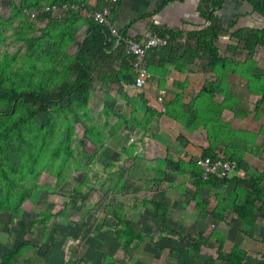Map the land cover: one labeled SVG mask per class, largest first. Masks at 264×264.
<instances>
[{"label": "rangeland", "instance_id": "obj_1", "mask_svg": "<svg viewBox=\"0 0 264 264\" xmlns=\"http://www.w3.org/2000/svg\"><path fill=\"white\" fill-rule=\"evenodd\" d=\"M41 1L48 0H0V85L4 86L7 92L12 90L11 86L34 90L45 86L51 91L63 81L78 80L72 66L76 59L85 56L81 53L79 44L85 37L90 17L79 12L74 25L67 19L64 20L65 17L31 19L26 13L27 10L34 8ZM77 1L82 3L83 0ZM257 46L252 52H248L245 45H239V49L246 55L239 61L247 69L248 75L244 74L249 80L247 90L251 91L256 87V93L261 95L254 108L256 118L259 119L264 117V109L261 111L259 108V104L264 102V72L260 68L264 59L262 48L258 51ZM167 49L164 47L161 52L158 51L160 59L166 57ZM170 49L172 55L174 53L173 60L181 61L183 59L179 56L184 54L187 45L178 42L176 46L171 45ZM255 54H258L257 59L253 57ZM115 62L121 64L122 60L117 58L112 61L113 64ZM99 63L106 65L104 61ZM218 64L216 66L221 68ZM221 70L223 69L218 71ZM152 71L149 64V72ZM108 75H111L109 68L106 70L104 81L99 78L97 71H91V87L86 93L72 101L65 97L62 102H52L47 110H41L40 103H24L21 100L17 101L14 107L6 109V99H0V264H218L220 260L216 253L217 244L202 235L204 243L196 252L189 247L187 236H199L200 223H197V220H204L207 213L218 211L219 206H225L220 212L225 214L226 220L235 219L240 225L239 231L247 235L245 238L256 240L253 224L264 227V195L262 204L253 187H246L242 180L252 179L264 189V141H252L248 146L246 137L238 134V130L233 129L231 124L225 126L229 134L225 143L231 147L232 152L227 149L225 150L231 153L223 152L236 165L239 164L229 174L231 177L226 180H213L214 184H202L191 178L192 186L183 185L179 188H183L181 192L178 189L172 192L168 190V195L165 193L166 199L178 197V203L175 205L176 220L171 217L173 215L166 216L168 210L165 208L163 215L157 213L160 216L165 215V220L163 221L164 217H160L158 221L154 218L153 223L149 225L142 213L139 216L133 211L136 207H130V204H135L137 199L147 201L146 197L153 195L145 188L146 179L140 178V182H137L134 171L126 172L128 165L124 164V161L120 162V165L118 161L113 162L110 165L113 168L110 170L105 169L98 159L99 150L103 145L100 142L112 132L111 134H116L117 137L112 143L105 142V146L107 143L110 148L112 144L118 143L121 148L120 143L122 137L126 136V131L120 130V122L115 123L111 132L106 129L107 123L98 125L97 121L100 119L93 115L96 111L92 113L95 107H87L89 94L95 90L104 85L112 89L115 84L118 85L115 86L116 89L121 88L116 81L111 82L113 85L104 83ZM235 84L228 80L225 71H221L219 74H211V79L205 78L203 88H212L215 92L216 89L224 90L227 97L232 98L234 95L230 87ZM118 93L120 92L117 91L116 99L121 101ZM245 96L244 93L243 97ZM101 111L106 113L104 109ZM133 125L130 121L127 129L131 130ZM86 126H90V130ZM263 127L264 125L261 126V131ZM261 135L259 134V137ZM19 142L21 143L16 148L15 145ZM225 143L220 145L224 146ZM12 155L17 160L14 171L11 168ZM186 167L191 169L193 163L188 162ZM104 170H108L105 176L100 173ZM163 175L165 178L170 177L167 179H173L169 172ZM13 177L15 182L11 183L9 180H13ZM235 177L239 180H235ZM174 180L180 184L178 177ZM103 182L106 183L105 187L102 186ZM154 182L160 183L156 180ZM82 183L83 187L78 189L76 186ZM86 185H89L88 190ZM96 186L102 187L96 190ZM205 186L208 189L210 187L207 193ZM92 188L94 191L90 197L97 206H92L90 213L81 211L77 222L69 224L80 230L78 239L70 238L63 246L59 243L58 248L47 244L50 239L45 237V229H53L57 220L62 223L67 216L71 220L75 219L68 209L78 208L79 203L81 205L78 198H86ZM150 190L152 191V188ZM71 195L74 201L66 204V198ZM185 202H191V205H184ZM162 205L166 207L160 202V207ZM146 208L142 209L143 214L146 213ZM47 209L49 214L45 215L43 212ZM184 210L191 212V215H184ZM130 216L131 223L136 225L133 228L145 234L142 240H133L131 244L136 243L134 246L122 242L116 234V229L123 226L119 220L129 221ZM43 222L44 231L41 234L40 227ZM159 223L169 227L174 233L166 232L161 235L158 230ZM102 234L106 238L108 236L107 243L97 241ZM88 241L89 244L95 241V245L89 246ZM113 244L116 246L112 247ZM255 245L256 248L253 247L255 249L252 250L249 249L247 240L239 243L238 253L244 263L256 264L259 260H264V242ZM73 246L74 252L69 251ZM247 247V251H252L245 257ZM75 255L77 257L73 259Z\"/></svg>", "mask_w": 264, "mask_h": 264}, {"label": "crops", "instance_id": "obj_2", "mask_svg": "<svg viewBox=\"0 0 264 264\" xmlns=\"http://www.w3.org/2000/svg\"><path fill=\"white\" fill-rule=\"evenodd\" d=\"M89 1L92 4L97 2L95 0ZM206 4L205 0H118L111 18L114 24L119 26L122 32H128L129 35L136 38L145 36L150 32L162 36L167 35L169 42L165 48H168L166 52L168 54L164 59H160L158 51L161 52L164 46H162L163 48L155 46L148 49L146 56L148 70L150 64L153 71L149 72L147 82L142 89L132 87L124 89L122 82H118L119 87L122 89H116L115 86L118 85H113L114 83L111 84V81H108L107 84L114 87L109 89L104 85L106 87L103 86L101 89L95 90L94 93L89 94L87 103V107H95L92 113L96 111L93 115L98 120L100 119L97 121L98 125L103 126L104 123H107L108 127L106 129L110 132L113 130L112 127H115V123L123 122L124 118L128 119V124L132 121L137 129L136 142H129L127 132L130 130H125L120 125V130L126 131V136L122 137L120 143L121 148L118 143L112 144L110 148L107 143L105 146V142L112 143V140L117 137L116 132L115 135H112V132V134L109 133L100 142V144H103L99 150L100 157L98 156L101 165L105 169L111 170L113 166L110 165L113 162L117 163L118 161V165H120L119 163L124 161L123 163L128 165L127 170L124 169V172L125 170L126 172L129 170V173L134 171L133 175L137 182H140V178L146 179L147 187L145 188L149 189V193H153V195L146 197L147 201L154 199L164 203L168 210L166 216L173 215L171 217L175 220V205L178 203V197L166 199L168 195L166 192L168 190L172 192L176 189L181 192L183 188L180 190L179 188L183 185L185 187L192 186L190 179L194 178L200 171L195 160L204 155L206 150L210 153L209 155H216L220 152L224 156L226 155L223 152H227L225 149L231 151V147L225 143L229 137L228 130L225 128L226 124H231L233 129L238 130V134L246 137L245 139L249 141L248 146L252 141H264V127L262 131L260 130L261 126L264 125V117L257 119L254 109L261 95L256 93L258 91L256 87H253L251 91L247 90L249 80L244 76V74L248 75L247 69L239 61L246 55L245 52L239 49V45L243 42L238 36V33L241 32L245 34L247 28H264V15L254 8V4L250 0L222 1L220 7L213 11L221 23L218 36L214 39V45L217 47L218 60H223V65L226 66L224 67L221 61H216L215 68L212 69V67H209V53L204 51L202 44H197L198 33L209 24L205 17ZM170 32L175 34L174 37H171L172 39L170 38ZM178 42L185 43L188 51L185 49L184 54L179 56L183 60L177 59L174 61V53L172 55V52H170V46H176ZM257 45L258 51L262 48V58L264 59V46ZM174 50L176 49L174 48ZM246 50L248 52L253 51L252 49ZM256 55L258 54L253 55L255 59H257ZM162 60L164 62H161ZM217 64L223 69L222 72H226L228 80L236 83L230 87L234 95L232 98H228L224 90L217 91L216 89L215 92L211 87V89L203 88L205 78L210 77L211 79V74L221 72L218 71L221 68H218ZM260 68L264 72V63ZM117 91L120 92L118 94L122 99L121 101L116 99ZM161 91L164 92V96L162 101H159L157 96ZM243 91L245 97H243ZM259 108L261 111L264 109V102L259 104ZM102 109L106 112L105 114L101 111ZM260 110L259 113H261ZM88 128L90 130V126ZM259 134H262L261 137H259ZM221 143H225V145L222 146ZM188 162L193 163L191 169L186 167ZM107 172L108 170H104L100 173L105 176ZM166 172L172 174V180L167 179L170 177L165 178L163 174ZM158 177H163V179L161 180ZM176 177H178L180 184L175 182L174 178ZM182 179L183 181H181ZM155 180L160 183H155ZM89 185H86L87 190ZM105 185L106 183L103 182L102 186L105 187ZM102 186H96L95 189L99 190L98 188ZM76 187L78 189L82 188L83 183L78 184ZM204 189H207L205 191L207 193L210 187L208 189L205 186ZM92 191H94V188L87 193L86 198L82 196L78 198L79 202L81 201L78 208L68 209L75 219L71 220L67 216L62 223L57 220V225L53 229H45L47 233L45 237L50 239L47 244L49 243L53 248H58L59 243L63 246L64 242L70 238L73 240L78 239L80 230L69 224L70 222H77L81 211L90 213L92 212L91 207L97 206L93 204V198L90 197ZM136 191L133 193L136 194ZM71 197L73 196L66 198V204L74 201ZM135 201V204H130V207H136L133 211H136L139 216L142 213L149 225L153 223L154 218L158 221L160 217H164L163 221L165 220L166 216L157 215L152 205L147 204L144 199ZM184 205H191V202H185ZM144 207H147L145 209L147 214L142 212ZM43 213L45 215L46 213L49 214L48 209L44 210ZM185 213L191 215V212L186 210H184V215ZM92 217L94 221L95 215ZM129 218V221L126 220V222L136 227L131 223V216ZM198 222L200 223L198 224V231L207 236L208 241L217 244V247L221 246L224 251L239 252L238 247L240 246L238 245L245 240H247V245L249 244V249L252 250L256 248L255 243L264 242V227L256 223L253 224V233L256 240L250 239L249 236V239H247L245 238L247 235L239 231L240 225L236 223L235 219L226 220L225 214L221 212L218 217L212 213H207L205 219H199ZM42 227H44V222L40 227L41 234L44 231ZM107 238L102 234L97 241L107 243ZM232 239L235 241H231ZM89 243L90 241H88ZM93 245H95V241L89 244L91 247ZM115 246L113 244L112 247ZM73 248L74 246L69 251L74 252ZM87 251L88 247L86 248ZM251 251H247L245 257ZM76 257L77 255L72 258L75 259ZM242 263L246 264L243 261Z\"/></svg>", "mask_w": 264, "mask_h": 264}, {"label": "trees", "instance_id": "obj_3", "mask_svg": "<svg viewBox=\"0 0 264 264\" xmlns=\"http://www.w3.org/2000/svg\"><path fill=\"white\" fill-rule=\"evenodd\" d=\"M206 1V12L205 17L209 21V24L200 30V32L197 35V44L204 46V51L209 53L210 56V65L209 67H212V69L215 68V63L218 61L217 56V48L214 45V39L217 38L218 33L221 29V23L218 17L213 13L215 9H218L222 3L223 0H205ZM254 4V8L259 11L261 14L264 15V0H250ZM45 2H56V3H74V4H80L87 8V0H83L82 3L77 0H48L44 2H40L37 6H34V8H31V10H40L43 6V3ZM103 3L102 0H97L96 7L101 6ZM36 5V4H35ZM90 8V6H88ZM51 15L48 13H37L35 18L38 19H49ZM79 14L77 11L70 10L68 11L67 15L64 20L67 19L69 23L74 25L77 21ZM88 25L86 26L85 30V37L80 42V51L81 53H84V58H78L74 61L72 71L75 75H78V80L76 81H63L61 84L57 85L54 89L52 88L51 91H48L45 86H41L40 89L34 90V89H17L14 86H11L12 90L10 92H7L4 90V86L2 87L0 85V99L4 98L6 99L8 106L6 109H9L10 107H14L16 105V102L21 100L24 103H31L36 104L40 103V109L41 110H47L52 102H62L65 97H68L70 101L76 99V97H79L80 95L86 93L89 87H91V71L95 70L99 74V78L103 79L106 75V70L108 71V68L111 71V75L107 76V81L104 83H107L108 81L111 82H131V67L127 59L125 58L122 48L120 45H114V43H110L108 41V29L105 26H102L98 23H96L93 19H88ZM46 25V24H45ZM41 31V29H40ZM124 32V31H123ZM125 33V32H124ZM170 38L174 37L175 34H172V32L169 33ZM239 39L243 42V45L249 50L253 49L257 44L264 46V28L261 29H252L247 28L245 30V34L238 33ZM172 39V38H171ZM165 47V46H164ZM119 58L122 60V63H119V69L115 68L112 64V58ZM100 61H104L106 63L105 66L100 64ZM164 60H162L163 62ZM221 64L223 65L224 62L221 61ZM224 67L226 65H223ZM104 81V79H103ZM264 91V89H263ZM33 110H31L30 113H32ZM128 122V121H126ZM16 123V122H15ZM88 126H86L87 128ZM21 142L22 140L19 139ZM19 142L16 146V148L19 147ZM18 146V147H17ZM13 153V152H12ZM11 153V154H12ZM204 154H210L207 150ZM214 155V154H211ZM12 160V166L11 168L13 171L16 169L15 164L17 163V160H15L14 155L11 157ZM232 176V175H231ZM225 177L224 180L231 177ZM194 179L196 182H202V184H210L213 182V180H217L214 177H211L209 179H202L201 176L196 174L194 176ZM235 180H239L238 177L234 178ZM11 183H14V177L13 180H9ZM204 182V183H203ZM243 184L248 187H253L255 190L258 200L263 204V195H264V189L259 187L254 180H242ZM76 192V189H74ZM147 204H151L152 208L155 210L156 213L163 215V211L165 210V206L162 205L160 207V202L157 200H148L146 202ZM217 207V206H216ZM225 206H219L218 211L212 212V214L216 217H218L220 211L224 210ZM222 213V212H221ZM264 214V213H263ZM114 215H116L114 213ZM264 218V216H263ZM119 222L121 225H123L121 228L116 229L117 237L124 243L131 244L134 239H138L139 241L143 239L145 234H142L140 231H136L133 226L125 222L123 219H120ZM159 233L162 235L164 233H174L169 227L161 224L158 228ZM201 233V232H199ZM204 234H200L199 236L194 235H188L187 238L189 239V247H191L193 250L198 252L200 250V246L202 243H204ZM136 245V243L131 244ZM217 258L220 260L218 264H243L242 259H240V253L238 252H228L224 251L221 246L217 247L216 249ZM256 264H264V260H259Z\"/></svg>", "mask_w": 264, "mask_h": 264}, {"label": "built area", "instance_id": "obj_4", "mask_svg": "<svg viewBox=\"0 0 264 264\" xmlns=\"http://www.w3.org/2000/svg\"><path fill=\"white\" fill-rule=\"evenodd\" d=\"M96 1V0H95ZM103 3L101 6L97 7H84L80 4L74 3H56V2H45L43 3L42 8L38 10L27 11L31 18H34L37 13H48L51 16L56 17H65L71 9L82 13L85 16L91 17L96 23L106 26L108 28V40H114L118 43H121L125 54H130L133 56L132 59H129L131 68L133 70L134 76V85L135 87H141L148 75L146 68V59L145 55L147 49L155 46H162L167 43L168 36H160L154 32H150L145 36L140 38H135L127 34H122L119 31V26H116L114 22L111 21V16L113 11L116 9L118 0H102ZM88 2L94 6L88 0ZM164 92H160L158 99L162 100ZM196 164L199 166V174L202 178H208L210 176L217 177L222 179L228 177L229 174L233 171V168L236 167V163L231 160L229 157L224 155L216 154L211 155H201L195 160Z\"/></svg>", "mask_w": 264, "mask_h": 264}, {"label": "clouds", "instance_id": "obj_5", "mask_svg": "<svg viewBox=\"0 0 264 264\" xmlns=\"http://www.w3.org/2000/svg\"><path fill=\"white\" fill-rule=\"evenodd\" d=\"M97 1V0H96ZM87 4H88V6H90L91 8L92 7H96V4L94 5V6H92L89 2H88V0H87ZM98 8V7H97ZM31 9H29V10H27V11H30ZM27 13V12H26ZM27 15L30 17V15H29V13H27ZM31 18V17H30ZM35 18V17H34ZM111 18H112V16H111ZM32 19V18H31ZM90 19H92L91 17H90ZM111 21L113 22V20L111 19ZM106 27V26H105ZM108 29V28H107ZM119 31L122 33V34H127V35H129L128 34V32H122V30H121V28L119 27ZM160 35V34H159ZM129 36H131V35H129ZM160 36H162V35H160ZM134 37V36H133ZM136 38V37H135ZM108 41H110V43H114V45H120V47L122 48V52L124 51V49H123V47H122V45H121V43H118V42H116V41H114V40H108ZM168 42H169V37H168V41H167V43L166 44H164V45H162V46H166L167 44H168ZM161 46V47H162ZM157 47H159V46H157ZM152 48V47H151ZM147 51H148V49H147ZM124 56H125V58L127 59V61L129 60V59H132L133 58V56L132 55H130V54H125V52H124ZM146 56H147V52H146V55H145V59H146ZM117 58L115 57V58H112V61L113 60H116ZM129 62V61H128ZM113 64V63H112ZM130 64V63H129ZM114 67L115 68H117L118 66H119V62H115L114 64ZM130 67H131V64H130ZM146 68H147V71H148V75H147V77H146V81H145V83L141 86V87H139V88H137V87H135V85H134V76H133V70H132V68H131V78H132V81L131 82H125V81H120V83L122 82L123 83V88L125 89V88H128V87H132V88H135V89H142L144 86H145V84H146V82H147V79H148V77H149V70H148V64H147V60H146ZM163 92V91H162ZM164 96V95H163ZM163 96H162V99H163ZM157 99H158V96H157ZM159 100V99H158ZM159 101H162V100H159ZM126 121H128V119L127 118H124L123 119V122L122 121H119L120 122V124L122 125V127H123V129H125V130H128L129 131V129H127V122ZM136 132H137V129L135 128V125H133V128L129 131V132H127V136H128V141L129 142H136V138H137V136H136ZM204 155H209V154H204ZM211 156H214V155H211ZM199 175V174H198ZM200 176V175H199ZM211 177H214V176H210V177H208V178H202V179H209V178H211ZM215 179H217V180H221V179H218L217 177H214ZM225 178V177H224ZM223 178V179H224Z\"/></svg>", "mask_w": 264, "mask_h": 264}]
</instances>
